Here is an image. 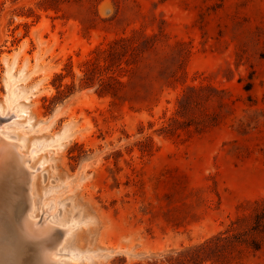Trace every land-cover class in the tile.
<instances>
[{
    "label": "rangeland",
    "instance_id": "obj_1",
    "mask_svg": "<svg viewBox=\"0 0 264 264\" xmlns=\"http://www.w3.org/2000/svg\"><path fill=\"white\" fill-rule=\"evenodd\" d=\"M40 1L0 0V130L25 138L35 170L31 193L15 186L14 204L27 197L24 214L31 196L32 221L58 226L41 236L56 237L43 251L28 237L30 264L144 263L264 202V0ZM133 30L152 47L141 43L132 73L115 69L131 74L120 99L99 95L98 76L81 79L84 62ZM200 85L212 97L176 115L204 119L199 130L159 132L183 109L178 97ZM227 264H264V241Z\"/></svg>",
    "mask_w": 264,
    "mask_h": 264
},
{
    "label": "trees",
    "instance_id": "obj_2",
    "mask_svg": "<svg viewBox=\"0 0 264 264\" xmlns=\"http://www.w3.org/2000/svg\"><path fill=\"white\" fill-rule=\"evenodd\" d=\"M57 1L59 0H41L39 3L44 7H52L53 4L50 2ZM141 43H144L146 48H151L153 38L146 35L141 36L137 30H133L130 34L117 35L104 44L100 43L93 50L94 56L84 62L86 70L81 79L98 76L99 83L95 91L99 95L109 94L113 99H120V90L130 84L131 74L127 78H122V73L114 74V71L117 69L120 72H126L131 69V64H137ZM122 62L128 67L123 66ZM132 72L133 69L130 70V73ZM85 84L88 85L87 82ZM244 88L249 90L250 83L244 85ZM209 89L205 85L189 86L178 97L179 107L183 105V109H176L174 115L169 116L168 120L160 124L158 131L167 135H180L178 129L190 131L192 126L194 130H199L198 126L204 119L191 117L188 120H180L176 115H182L183 112L194 113V109L199 107L202 99L208 100L212 97L210 93H207ZM149 139L146 138L145 141ZM263 241L264 202L262 204L256 202L252 212L230 220L224 229L207 239L167 253L160 258L133 264H208V262L227 264L239 258L245 250H259Z\"/></svg>",
    "mask_w": 264,
    "mask_h": 264
},
{
    "label": "bare ground",
    "instance_id": "obj_3",
    "mask_svg": "<svg viewBox=\"0 0 264 264\" xmlns=\"http://www.w3.org/2000/svg\"><path fill=\"white\" fill-rule=\"evenodd\" d=\"M9 71L10 70H8V72ZM6 86H7L8 93L5 95V100L10 102L8 96H9L11 89H10L8 84H6ZM17 104L19 105L20 103H17ZM14 112H17V111H14ZM9 114H6V117ZM12 114H10V115L12 116ZM0 115H1V113H0ZM2 117L4 118V116H2ZM7 118H9V117H7ZM15 125H16V123H15ZM0 126H3V124L1 125V120H0ZM7 126H9V125H7ZM24 144H25V138L24 137L17 138L15 136H11L10 134H8V132H3L0 130V251L3 249L4 252L7 254V256L4 259L0 258V264H30L32 262V260H30L29 257L30 256L32 257L34 255L33 252L35 250L34 245L32 243H30V241L36 240L35 238H32V239L29 238V240H30L29 241L28 237H30V236L31 237L32 236L33 237L34 236L40 237V239H39L40 241H38V244H40V251H43L44 248L46 246H48V245H46L45 240H47L48 238H49L48 240H51V239L55 240L56 239V237H55V239L53 237L52 238L48 237L47 239L41 238V236L47 235L48 233H49L48 235L53 234L54 232H52V231L50 232V230H52L51 228L52 227L57 228L58 226L53 225V223H52V227L49 226L48 224L38 226V224H36L37 221L36 222L32 221L31 211H32L33 205H32V197L31 196H29V198H28V205H25V206H27L28 209H27V211L25 210L26 212L24 214H22V212H21L22 209H20V208L23 206L22 202L24 204L25 203L24 201L26 200L27 197L26 198H25V196L23 197V200L24 199L25 200L20 202V207L17 204L19 208L17 207V205L14 204L15 203L14 199L17 198V197H15L16 195H14L15 186H18V188H16V191L19 192L20 197L25 195V193L22 191V188H19V187H23V186L26 187L27 192L26 191L25 192L29 195L31 193L30 192V183H31V180L33 179V177L35 175V170H33L29 166V163L31 162L30 159L32 158L31 152L25 153V152H22V150H21V148L24 147ZM21 200H22V198H21ZM45 206H46V204H45ZM43 223H45V221H43ZM49 223L51 225V221H49ZM73 225H72L71 221L69 223H66V228L61 229V231L63 232V233L61 232L62 235L61 234L59 235L60 231L58 230L59 231L58 236H61V239L59 242L56 241V242H58L56 245L57 251L60 250V246L63 244L66 236L69 233L71 234V232H72L71 229L73 230V228H72ZM63 226H64V224H63ZM53 231H55V230H53ZM54 236H56V234ZM52 242H53V244L55 243L54 241H52ZM21 243H24V245H22V247H21ZM38 244H36V245H38ZM49 248H47V249H49ZM17 249H18V251H17ZM66 254H67L68 258L71 260H77L78 259V256L75 255L73 252L72 253H66ZM61 255H63V253L59 252V256L56 258L58 259ZM51 262L52 261H50L49 263H51ZM36 263H38V262H36ZM54 263H56V261H54Z\"/></svg>",
    "mask_w": 264,
    "mask_h": 264
}]
</instances>
